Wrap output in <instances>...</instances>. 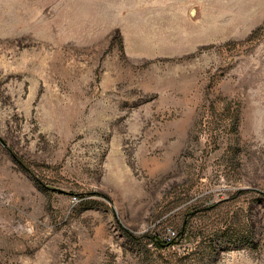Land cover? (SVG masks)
<instances>
[{
    "label": "rangeland",
    "instance_id": "1",
    "mask_svg": "<svg viewBox=\"0 0 264 264\" xmlns=\"http://www.w3.org/2000/svg\"><path fill=\"white\" fill-rule=\"evenodd\" d=\"M0 264H264V0H0Z\"/></svg>",
    "mask_w": 264,
    "mask_h": 264
},
{
    "label": "trees",
    "instance_id": "2",
    "mask_svg": "<svg viewBox=\"0 0 264 264\" xmlns=\"http://www.w3.org/2000/svg\"><path fill=\"white\" fill-rule=\"evenodd\" d=\"M154 242H155V245L156 246H159V247H162V246H164L165 244H170V243H172L173 241H170V242H164V241H159V240H157V238L156 239H154Z\"/></svg>",
    "mask_w": 264,
    "mask_h": 264
},
{
    "label": "built area",
    "instance_id": "3",
    "mask_svg": "<svg viewBox=\"0 0 264 264\" xmlns=\"http://www.w3.org/2000/svg\"><path fill=\"white\" fill-rule=\"evenodd\" d=\"M169 234H170V235L167 236V238H166L167 240H171V239H172V236L174 235L173 232H171V233H169Z\"/></svg>",
    "mask_w": 264,
    "mask_h": 264
}]
</instances>
